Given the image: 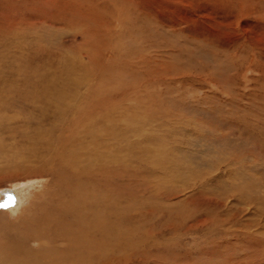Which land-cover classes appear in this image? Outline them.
Masks as SVG:
<instances>
[{"label": "rangeland", "instance_id": "1", "mask_svg": "<svg viewBox=\"0 0 264 264\" xmlns=\"http://www.w3.org/2000/svg\"><path fill=\"white\" fill-rule=\"evenodd\" d=\"M89 180L149 237L128 264H264V0H0V211Z\"/></svg>", "mask_w": 264, "mask_h": 264}, {"label": "bare ground", "instance_id": "2", "mask_svg": "<svg viewBox=\"0 0 264 264\" xmlns=\"http://www.w3.org/2000/svg\"><path fill=\"white\" fill-rule=\"evenodd\" d=\"M131 3L132 2L127 1V7H130L129 5ZM140 11H143V13L147 14L145 9H142ZM117 13L119 14L118 19L122 20L125 23L126 17H119L121 15V11ZM142 19L144 21L145 19L147 20V18ZM57 113L62 115L67 114V112L61 111H57ZM77 122L78 121H76L75 123L78 124ZM74 132L75 131H73V133ZM70 141L71 140L69 138L66 141L67 144H71ZM79 145L80 141L78 140L77 142L76 140V145L74 144L73 146L77 147ZM93 146L94 147H89L88 145H84L81 143V145L77 149L70 148L72 150L70 151V153H60L58 151L59 149L56 150L55 147H53L52 151L54 153L55 159H57L55 154H61L60 158L64 160H60V162L62 161V163H64L65 160H67V162H65L66 164L64 163V165L68 164V168H70V166L73 168V162H79L77 160V155L79 152L88 154L87 156H90L92 158L91 161H89L93 163L94 158H98V156L102 154H106L104 155V157H108L107 152H99L103 150H100L101 148L98 145L93 143ZM35 165L37 166V162H35ZM93 166L94 164L92 165V168ZM82 167H84V165ZM89 167L88 169H90ZM86 169H82L84 170L85 174L88 175L92 172L91 171L89 173V171L87 172ZM23 170L24 172H21V170H17L16 178H20V175H24L26 177L32 175V173L28 171L29 169ZM95 170L98 171L97 173L101 174V171L105 173H107L106 171L109 172L110 168L108 170L107 167L106 170L104 169V167L103 169L97 167ZM43 172L44 171H35V174H44ZM70 173L76 174L74 169H72ZM124 174L125 173H123V175ZM93 175L90 178L93 179ZM68 177L71 179L75 178L74 175ZM98 177L100 176L98 175ZM67 179L68 178L66 177L65 180ZM56 181L58 182V180ZM90 182L91 180H89V183H86L85 185H82L80 183H78L77 186L74 185L73 190L76 196L73 197L71 195L72 192L70 194V192L68 191L69 195L63 193V190L66 189L65 186L62 192H58L57 189L54 190L56 193L55 196L57 195L56 197L53 196L54 191H49L40 199L38 198V200L29 209L24 208L22 212L20 211L21 213L18 217L19 219L17 220V222H12L0 211V264H128L130 263L128 261V258L131 259L133 255H137V258L144 257L143 255L145 254H143V250L149 242V237L139 235L140 233L137 234V231L135 232L134 230L136 226L132 228L134 226L133 223L131 227L128 225L129 219L127 220V211L124 206L120 205V203L117 202L119 197L115 198L114 201L108 199V196L106 197L105 193H102L104 198H101L102 200H100V197H103L99 194L101 189L94 188L97 183L93 186V180L92 184H90ZM111 182L107 180L104 182L105 186H107L106 190L109 189ZM74 184L76 183L74 182ZM68 188H70V186ZM7 212L14 214V210ZM138 229L142 228L139 227Z\"/></svg>", "mask_w": 264, "mask_h": 264}, {"label": "snow or ice", "instance_id": "3", "mask_svg": "<svg viewBox=\"0 0 264 264\" xmlns=\"http://www.w3.org/2000/svg\"><path fill=\"white\" fill-rule=\"evenodd\" d=\"M11 201H12V197L9 196L7 202H5L3 204H0V207H8V206H10Z\"/></svg>", "mask_w": 264, "mask_h": 264}]
</instances>
